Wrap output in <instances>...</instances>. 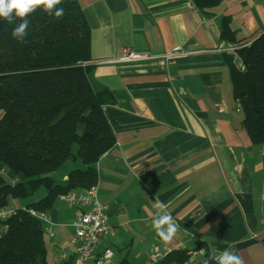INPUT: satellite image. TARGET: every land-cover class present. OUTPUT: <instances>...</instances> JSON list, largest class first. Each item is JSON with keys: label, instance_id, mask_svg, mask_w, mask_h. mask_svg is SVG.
Listing matches in <instances>:
<instances>
[{"label": "crops", "instance_id": "crops-1", "mask_svg": "<svg viewBox=\"0 0 264 264\" xmlns=\"http://www.w3.org/2000/svg\"><path fill=\"white\" fill-rule=\"evenodd\" d=\"M76 1L90 28L91 80L115 98L103 107L115 143L95 163L96 191L110 225L96 246L97 252L111 249L105 264H145L167 246L199 244L209 254L231 248L243 264H264V144L250 141L232 95L223 54L237 63L238 43L220 38L223 16L237 40L264 32V0H221L208 12L191 0ZM124 47L175 53L100 62ZM79 161L70 152L55 171L58 180L83 167ZM13 200L10 209L25 206ZM46 213L43 227L54 233L44 229L51 264L56 253L73 250L76 210L58 196ZM157 213L178 225L171 238L154 227Z\"/></svg>", "mask_w": 264, "mask_h": 264}, {"label": "trees", "instance_id": "trees-1", "mask_svg": "<svg viewBox=\"0 0 264 264\" xmlns=\"http://www.w3.org/2000/svg\"><path fill=\"white\" fill-rule=\"evenodd\" d=\"M191 1L204 12L221 2ZM56 8L64 9L61 17L55 16V10L51 15L45 12L43 6L28 14L23 41L11 35L21 19L9 24L0 17V210L8 208L11 199L45 189L38 199L0 217V264H48L44 228L36 214L46 213L66 191L95 185V163L115 143L103 111L115 98L91 80L90 28L76 0H61ZM220 38L243 43L235 38L229 16L221 20ZM250 40L249 46L236 50L243 70L230 54L223 57L232 95L240 102L242 125L252 143L264 144V32ZM73 144L83 167L71 169L66 180L57 181L52 173L66 162ZM4 169L23 177L11 183ZM209 255L193 264H204ZM186 259L185 249H173L157 264Z\"/></svg>", "mask_w": 264, "mask_h": 264}, {"label": "built area", "instance_id": "built-area-1", "mask_svg": "<svg viewBox=\"0 0 264 264\" xmlns=\"http://www.w3.org/2000/svg\"><path fill=\"white\" fill-rule=\"evenodd\" d=\"M251 40L237 44L233 47L234 50L249 46ZM175 52L169 51L161 54H152L148 51H136L131 47H124L121 54L115 58L104 59L100 62H138L147 61L157 58H169ZM236 65L240 70L244 69L243 63L239 60ZM236 110L240 111V102L236 99ZM60 198L71 208L76 210L75 219L72 222L74 227V236L71 240L73 250L69 254L67 250H61L53 256L51 264H62L65 261L73 260L74 264H87L88 261L92 264H105V261L112 256V251L106 248L100 252L96 251V246L102 237L109 232V222L107 219V206L102 203L97 195L96 185H92L85 189L70 190L62 193ZM264 201V194H262ZM13 209L4 208L0 210V217L6 218L10 216ZM31 213L36 214L34 211ZM42 223L49 222L47 213L36 214ZM44 228V227H43ZM48 234L52 236L54 233L49 228H44ZM173 249H182L180 246H167L162 251H157L149 256L145 264H157L167 253ZM187 259L177 264H193L206 253V247L201 246L197 248L188 249ZM71 255V256H70Z\"/></svg>", "mask_w": 264, "mask_h": 264}, {"label": "clouds", "instance_id": "clouds-1", "mask_svg": "<svg viewBox=\"0 0 264 264\" xmlns=\"http://www.w3.org/2000/svg\"><path fill=\"white\" fill-rule=\"evenodd\" d=\"M59 4H61V0H0V17L6 19L9 24H12L16 17L21 19L19 25L12 30L11 35L13 38L23 41L28 34L26 29L30 24V21L26 18L28 14L34 12L38 6H43L45 12L51 15L55 10V16L61 17L64 9L56 8V5ZM157 207L163 210L165 206L161 203ZM165 224H167V229L163 228ZM154 227L157 229L158 234L165 239L171 238L178 230V225L173 222L172 217L167 213L163 215L157 213ZM210 260H215L216 264H243V260L231 248L225 249L219 254L213 251L208 260L204 261V264H209Z\"/></svg>", "mask_w": 264, "mask_h": 264}, {"label": "rangeland", "instance_id": "rangeland-1", "mask_svg": "<svg viewBox=\"0 0 264 264\" xmlns=\"http://www.w3.org/2000/svg\"><path fill=\"white\" fill-rule=\"evenodd\" d=\"M76 149H77V145H76V144H73V146H72V151H71L72 154H73V153L75 154ZM79 165L82 166V164H81L80 161H79ZM75 167H79V166H75ZM3 174H4V176L6 177V179H7L9 182L13 183V182L16 181V180H13L11 177H9L6 171H5ZM52 176H53L54 178H56L57 181H59V180H58V176L56 175V172H55V171L52 173ZM22 177H23L22 175H19L17 178L22 179ZM44 191H45V189H44L43 187H41L35 195L30 196V197H28V198H21V199H18V200H19L21 203H23V202H25V203H26V202H31V201H33V200L38 199V198L40 197V195L44 194ZM13 201H14V200L11 199V201H10V203H9V206H10L11 208L13 207V203H12ZM10 207H9V208H10Z\"/></svg>", "mask_w": 264, "mask_h": 264}]
</instances>
